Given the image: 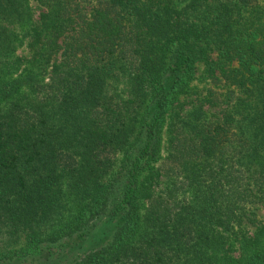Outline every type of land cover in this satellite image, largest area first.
I'll return each instance as SVG.
<instances>
[{
	"label": "trees",
	"instance_id": "16d2710c",
	"mask_svg": "<svg viewBox=\"0 0 264 264\" xmlns=\"http://www.w3.org/2000/svg\"><path fill=\"white\" fill-rule=\"evenodd\" d=\"M262 207L264 0H0V264H264Z\"/></svg>",
	"mask_w": 264,
	"mask_h": 264
},
{
	"label": "rangeland",
	"instance_id": "374dc122",
	"mask_svg": "<svg viewBox=\"0 0 264 264\" xmlns=\"http://www.w3.org/2000/svg\"><path fill=\"white\" fill-rule=\"evenodd\" d=\"M198 71L196 74L195 79L192 81L191 86L192 90L195 91L196 93L191 94V97L194 98L196 95H205L209 92L210 90L213 91H218L219 93L223 92L225 89L222 87H216L212 88L211 85L208 84V81L204 76V65L199 64L198 66ZM213 86V85H212ZM206 106V105H205ZM165 138V136H164ZM164 138H162V154H165V141ZM260 214L264 215V208H260Z\"/></svg>",
	"mask_w": 264,
	"mask_h": 264
}]
</instances>
